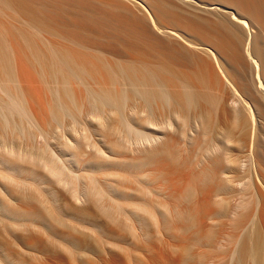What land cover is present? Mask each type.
I'll return each mask as SVG.
<instances>
[{
  "label": "rangeland",
  "instance_id": "obj_1",
  "mask_svg": "<svg viewBox=\"0 0 264 264\" xmlns=\"http://www.w3.org/2000/svg\"><path fill=\"white\" fill-rule=\"evenodd\" d=\"M23 1L0 0V264H229L264 191V93L186 42L190 2L213 0H160L194 64L79 43Z\"/></svg>",
  "mask_w": 264,
  "mask_h": 264
},
{
  "label": "bare ground",
  "instance_id": "obj_2",
  "mask_svg": "<svg viewBox=\"0 0 264 264\" xmlns=\"http://www.w3.org/2000/svg\"><path fill=\"white\" fill-rule=\"evenodd\" d=\"M36 1L38 2V0ZM83 1V3H80L79 0H41L38 2L40 10H38L39 6L34 7L27 1H23L22 3L29 10H32L36 17H40L48 24L52 23L65 36L67 35L69 38L71 37V39L74 38L79 43L85 44L86 42L87 44L90 42H99L98 46L99 44L100 46L102 45L101 41L108 42H105L106 44H114L113 42L122 43L124 46L123 50L128 49L126 51L138 50L144 52L146 56L155 59L170 58V60H173L177 58L189 64H194L193 61L196 56L195 52L186 46V44L184 45L178 41L177 43H180H176V46L178 45V47H173L174 50L176 48V50L173 51L172 39L176 36V29H167L166 27H162L161 23V26L158 23V20L161 18H159V16H161L162 13L164 14L163 11L166 10L163 8L164 5H162L165 4L162 3L164 1L161 2L159 0V3L157 0L159 5L162 3V6H159L157 5L156 0H125L134 5L138 4L147 12V18L149 20L144 18L145 20L147 19L144 22L149 21L151 26L149 29V27H147V22L146 29H143L144 31H142V35L145 40L148 41H146L148 44L140 41L142 35H139V38L133 33L136 29L138 31L142 29H138V26L136 27V23H139L142 18L139 19L138 16H136L138 21L137 18L134 20L135 13L132 12L133 14H129L131 13L130 9L128 10L126 8L128 11H125V9H119L120 5L119 7L117 6L119 11L122 10L126 12V14L123 12L122 16L124 15V17L118 20V16L116 15L118 14L120 16L122 11L119 12L116 10V5L113 7V5L110 6L109 4L100 1ZM190 3L195 10L202 14L195 13V16L191 18V22L187 19V21L190 22L189 25L193 27L189 34L190 37L186 39V42L188 41L193 46L205 47V50L202 49L205 51L204 53L217 63L219 71L222 72L226 78H231L234 71V74H237L236 71L242 73L246 66H248L251 71L256 70V78L260 84L259 89L264 93V0H213L210 4L200 1ZM168 13L166 14L169 15ZM127 14L130 16L133 15V21L132 19L130 20L129 15ZM204 14H206L208 18ZM126 15L128 20L125 18ZM122 19L123 21H127L125 22L126 24L123 23L125 27H123ZM133 22L136 23L131 24ZM179 22L180 21H178V24ZM126 25L129 26V29ZM180 26H182L183 29L185 25ZM190 26L189 28H191ZM106 27L108 29H106ZM141 27H143V25ZM124 28L128 30H125ZM137 30L135 32H138ZM183 30H186V28ZM197 41H200V43ZM104 45L105 44H103V46ZM106 46L107 45H105V47ZM3 50L4 49L0 44V51L4 52ZM117 50L121 51L122 48L116 49V51ZM117 54H119V52ZM3 55H5V53L0 54V57L2 56L1 58L5 59ZM159 71L160 70H158V72ZM158 72L152 68L148 74L150 73L151 77H156L160 75V72L159 74ZM239 88L248 99L244 98L242 101L239 98L238 100L236 99L231 102V107L235 110L236 114L241 109V106L245 108L248 107L249 109V102L252 101L255 103L253 94L248 89L250 88L249 86L246 87L241 85ZM194 99L197 100V97H194ZM252 102L250 104H252ZM241 103H246L247 107L245 104V106H243ZM262 185L264 186V182ZM256 196L258 205L256 208L257 210L255 209L256 211L253 213L255 214L254 219L243 237L235 243V247L233 248L234 251H230H233V254L229 264H241V261L248 258V255L250 257L249 261L251 260L253 264H264V191L257 189ZM242 207L243 206L241 205L240 209ZM210 264H216V262L212 261Z\"/></svg>",
  "mask_w": 264,
  "mask_h": 264
}]
</instances>
